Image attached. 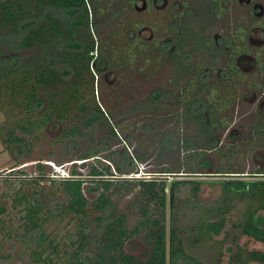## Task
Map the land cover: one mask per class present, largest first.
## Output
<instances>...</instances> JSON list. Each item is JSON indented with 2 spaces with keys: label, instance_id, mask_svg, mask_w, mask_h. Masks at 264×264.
<instances>
[{
  "label": "rangeland",
  "instance_id": "obj_1",
  "mask_svg": "<svg viewBox=\"0 0 264 264\" xmlns=\"http://www.w3.org/2000/svg\"><path fill=\"white\" fill-rule=\"evenodd\" d=\"M89 2V28L85 27L83 30L78 31L77 38H84L82 34L87 36L91 32L96 38L98 35L100 37L108 36L110 38L109 42L115 46L121 43L128 47L126 43L131 41V37L126 38L123 35L128 20L133 22L139 18L140 21L146 20L147 23H150L156 19L151 13L136 16L137 14L132 12L128 17L121 12L109 15L111 7L109 8L107 5V0H89ZM99 6L102 8L100 7L98 13H96ZM116 6L119 10L118 4L115 3ZM60 21L62 25L66 26L71 22L70 18L65 15L60 16ZM144 36H148V33L145 32ZM17 40L18 38L14 35H7L6 32L0 31L1 54L8 53L5 48L9 46H2L4 41L10 44L11 47L9 48L13 49L17 45ZM12 53H18V51L13 52L12 50ZM24 57L32 59L33 54L31 51H26ZM161 64L158 70L164 74L163 77H159L152 67L137 71L133 69L134 66L126 71L124 70L117 79H114L113 76L107 78L94 77V87H90L94 91L96 101L101 104L107 120L120 127L117 129V137L112 141L111 150L100 147V152L97 154L98 160L82 158L81 154L89 151L99 139L104 137V132H107L104 122H101V124L94 122L82 128L81 135L71 142L67 138L62 140V127L59 125L48 126L28 136L16 128L23 114L20 113L19 107L15 106L13 98L5 92L3 82L0 81V264H43V261L37 260L32 253L35 244L21 240V237L24 239V236H22L24 235V206L27 202L23 200V195L30 202L40 199L45 204L40 214L43 231L49 239L60 242L56 253L51 252L48 247L44 250L42 257L52 259V264L66 263L67 254L64 253V249L70 246L69 236L73 240L76 239V228L79 221L76 215L72 216L74 215L73 212L68 211L67 214L61 215L59 206L66 204L61 182L64 178L62 177H71L72 171L78 173L75 176L77 179H82L83 194L89 202V227L86 233L89 238L99 237L101 224H98L95 220L97 212L95 213L91 209L97 197V192L94 190L98 182L89 173L92 167L103 171L106 166H109L114 174L107 195L115 203L116 214L122 213L125 215L126 225L133 226L142 219L139 210L144 201L138 195L137 180L150 175V177L161 178L165 181L167 227L169 183L176 179H197L203 182L200 190L196 193H191L188 184L180 185L179 191L175 192L173 212L178 211L177 227L185 251L205 264H237L232 260L231 255L236 254L238 250L244 252V258L250 251L264 252V243L248 237L240 229L244 221L245 210L251 204V207L254 208L257 204L256 201L245 198L242 200L234 199L229 204L231 208L223 214L224 225L221 232L212 238L197 240L196 233L189 228L191 222L201 217L202 207L207 208L214 202L220 201L221 185L214 181L263 180L264 176L252 173L254 162L251 157L247 156V152L241 156L233 154L229 162H225L226 157L224 159L217 157L216 152H205L204 156L210 158V165L208 167H197V163L190 160L188 161L189 165L196 168V172H189L188 167L190 166L186 160H183L187 153L179 148L184 145V140L188 138V135L196 136L197 125L185 122L180 117L177 109L184 106V103L173 101L167 104L164 102L166 98L161 99V101H164L160 102V106L162 104L167 107L166 110L171 114V118L168 119L161 116L136 117V111L130 112L128 110L134 103H144L147 94L158 85L165 90L187 89L185 80H181L177 84L173 79L169 81L172 78V64L163 61ZM235 103L242 109L248 107V103L242 101V98L236 100L233 104ZM158 110L160 111V109ZM230 111L229 108V113ZM141 112L144 113L145 111L142 109ZM128 122L131 126L134 125V129L128 130ZM145 123H147L146 128L142 129L141 127ZM129 132L133 133L132 140L125 139V135ZM11 133L12 135H10ZM166 134L169 137L171 136V140L166 147H162L161 138ZM11 136L24 138V141H11L9 140ZM198 136L199 133L195 139L197 144L193 145V149L200 148L201 150L197 151L204 152L206 150L201 147L203 138ZM128 149L131 153H138L142 156L141 160H137V167L133 168L130 174L123 163L124 152ZM182 163H185V165L180 167ZM116 165L121 166L120 171L115 168ZM220 168L225 171L244 169L246 172L244 175L247 176H234L236 172L232 174H214ZM123 173L127 174L124 175ZM104 177L109 178V176ZM127 183L130 184L127 185ZM156 210L153 205L149 204L148 214L150 218H159L158 212H155ZM260 212L262 213V211ZM139 240L140 238L133 240L131 252L141 256L145 249L142 241ZM129 245L131 244L126 243V247ZM87 250L92 252L93 245H90ZM253 263L252 261L247 262V264Z\"/></svg>",
  "mask_w": 264,
  "mask_h": 264
},
{
  "label": "trees",
  "instance_id": "obj_2",
  "mask_svg": "<svg viewBox=\"0 0 264 264\" xmlns=\"http://www.w3.org/2000/svg\"><path fill=\"white\" fill-rule=\"evenodd\" d=\"M89 3L86 0H0V31L18 38L17 45L13 49L4 41L2 46H9L5 48L8 53L2 55L0 49V81L3 82L5 92L13 98L15 106L19 107L20 113L23 114L16 128L28 136L48 126L59 125L62 127V140L67 138L71 142L81 135L82 128L94 122L99 124L104 122L107 127L104 137L99 139L89 151L81 154L82 158L98 160L100 147L111 150L112 141L117 137V129L120 128L119 125L107 120L101 104L96 101L94 91L90 87H94V77L98 69L106 61L107 67L113 68L117 73L120 69L133 66V69L141 71L148 66L151 58L149 59V55L141 56L137 46L128 48L126 53L125 45L111 44L108 36L95 39L89 32L87 36L82 34L84 38H77L78 31L85 27L89 28ZM61 15L70 18L71 22L68 26L61 24ZM96 43L101 47L104 44L103 49L107 46L108 54L101 52L94 66L93 53ZM12 50L18 53L13 54ZM26 51L32 52V59L24 57ZM157 99L155 96L147 97L145 106L148 109H143L142 103L137 102L128 110L136 111V117L139 113L144 114L141 112L142 109L146 110V113L140 116H154ZM65 123L67 125H64ZM9 140L23 142L24 138L11 136ZM127 140H132L131 135L128 134ZM170 140L171 136L169 137L168 134L163 136L160 142L162 147H166ZM183 144L179 149L187 153L183 160H186L188 165L190 160L197 163V167L210 165V162L202 157V153H197L199 148L194 150L192 147L188 152L192 146L188 145V138ZM123 157V163L129 174L137 167V160L142 159L138 153L129 151L124 152ZM184 165L185 163H182L180 167ZM115 168L121 170L119 165ZM188 168L189 172H196V168L192 166ZM76 174L78 173L72 171L71 177H62L64 179L61 180L66 204L60 205L59 211L61 215L67 214L68 211L73 212L72 216L76 215L79 221L76 239L73 240L69 236L70 246L64 249V253L67 254L65 264H168V221L166 227L164 180L156 177L137 180L138 195L144 201L139 210L142 219L129 226L125 223L124 214H116L115 203L107 195L114 175L109 166L103 171L92 167L89 175L98 183L94 190L97 192V197L91 209L97 212L95 220L101 224V232L99 237L89 238L86 233L89 227V202L83 194L82 179H77ZM104 176H109L110 179ZM202 182L197 179H176L172 184L174 192L179 191L180 185L188 184L191 193H196L200 190ZM214 182L221 185L220 201L214 202L210 207H202L201 217L189 224V228L196 233L197 240L218 235L224 225L223 214L231 208L229 204L234 199L245 198L256 201L257 204L254 208L251 207L252 204L247 207L240 229L248 237L264 243V214H262L264 213V181ZM22 198L27 202L24 206V235H22L24 239L21 237V240L35 244L32 253L37 260L40 259L43 264H52V259L42 257L43 252L49 247L51 252L56 253L60 242L49 239L43 231L40 214L45 204L40 199L30 202L26 196L23 195ZM149 204L157 209L155 212H158L159 218L149 217ZM177 218L178 211L175 210L171 218V264H205L185 251L177 227ZM138 238L145 249L141 256L131 252L133 240ZM126 243L131 245L126 247ZM90 245H93L92 252L87 250ZM243 253L238 250L236 254L231 255L232 260L237 264H247L250 261L254 262L253 264H264V252L250 251L245 258Z\"/></svg>",
  "mask_w": 264,
  "mask_h": 264
},
{
  "label": "flooded vegetation",
  "instance_id": "obj_3",
  "mask_svg": "<svg viewBox=\"0 0 264 264\" xmlns=\"http://www.w3.org/2000/svg\"><path fill=\"white\" fill-rule=\"evenodd\" d=\"M107 5L111 7L109 15L121 12L128 17L132 12L136 16L151 13L156 19L150 23L139 18L128 20L123 35L131 37V41L126 43L128 47L124 51L128 53V48L137 46L141 56L151 58L145 69L152 67L163 77L158 69L162 61L167 62L172 64L169 81L186 82L184 90H165L158 85L147 94L146 97L158 98L154 116L171 118L167 107L160 106L164 101L161 99L166 98L167 104L184 103L177 109L178 113L185 122L197 125L195 133L202 136L201 147L206 150L199 151L204 159L210 160L204 156L205 152H216L217 157H226L225 162H229L233 154L241 156L247 152L254 162L252 173L264 176V0H107ZM89 6L90 3L88 9ZM145 32L148 36H144ZM103 48L104 44L101 47L96 43L94 66L101 52L108 54L107 46ZM127 69L117 73L105 61L95 76L117 79ZM240 98L248 103L247 108L233 104ZM145 104L146 101L141 107L148 109ZM128 126V130L134 129L130 123ZM128 134L133 138L129 132L126 140ZM196 136L188 135V145H192L188 152L197 144ZM216 172L247 176L244 169L220 168Z\"/></svg>",
  "mask_w": 264,
  "mask_h": 264
},
{
  "label": "water",
  "instance_id": "obj_4",
  "mask_svg": "<svg viewBox=\"0 0 264 264\" xmlns=\"http://www.w3.org/2000/svg\"><path fill=\"white\" fill-rule=\"evenodd\" d=\"M175 192L172 182L168 189V264H171L172 240H171V218L174 208Z\"/></svg>",
  "mask_w": 264,
  "mask_h": 264
},
{
  "label": "built area",
  "instance_id": "obj_5",
  "mask_svg": "<svg viewBox=\"0 0 264 264\" xmlns=\"http://www.w3.org/2000/svg\"><path fill=\"white\" fill-rule=\"evenodd\" d=\"M146 175V174H145ZM146 176H149L150 177V175H146ZM149 177H146V178H149Z\"/></svg>",
  "mask_w": 264,
  "mask_h": 264
}]
</instances>
